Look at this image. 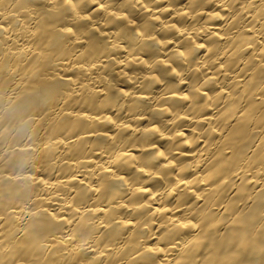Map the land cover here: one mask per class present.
I'll list each match as a JSON object with an SVG mask.
<instances>
[{
    "label": "bare ground",
    "instance_id": "obj_1",
    "mask_svg": "<svg viewBox=\"0 0 264 264\" xmlns=\"http://www.w3.org/2000/svg\"><path fill=\"white\" fill-rule=\"evenodd\" d=\"M0 264H264V0H0Z\"/></svg>",
    "mask_w": 264,
    "mask_h": 264
}]
</instances>
